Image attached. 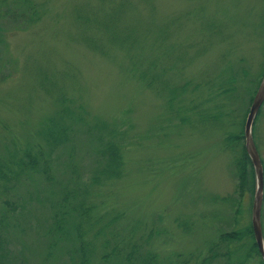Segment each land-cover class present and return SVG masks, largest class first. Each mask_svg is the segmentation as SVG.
Instances as JSON below:
<instances>
[{"label":"rangeland","instance_id":"rangeland-1","mask_svg":"<svg viewBox=\"0 0 264 264\" xmlns=\"http://www.w3.org/2000/svg\"><path fill=\"white\" fill-rule=\"evenodd\" d=\"M110 1L49 0L48 15L34 28L15 35L14 27H8L9 43L3 49L8 51L11 79L0 85V163L2 150L15 152V134L29 133L17 128L16 122L29 118L34 123L52 110L37 82L38 70L44 78L65 80L66 93L83 102L93 116L116 118L127 131L125 175L102 187L96 203L122 212L121 228L127 227L130 240L137 244L146 247L143 243L148 240L159 264H183L192 255L203 256L232 216L225 198L233 193L236 181L223 135L244 130L264 73V0H133L136 10L122 8L118 22H110L104 12ZM85 2L93 9L95 23L77 19ZM152 22L147 41L169 28L163 42L172 43L175 59L187 64L186 78L234 79L235 90L224 100V119L182 124L174 112L166 111L159 96L124 73L128 67L124 50L109 45L102 32L109 33L115 25L144 27ZM85 36L100 42L106 55L85 47ZM253 137L264 168V105L255 119ZM6 183L5 190L0 188V214L11 207L5 201L15 202L14 180ZM114 233L119 241L128 239L119 230ZM14 234L5 236L10 264H15V248L25 251L35 236L19 233L15 243ZM71 254L70 249L55 253L54 264H72ZM104 254L97 247L91 264H106Z\"/></svg>","mask_w":264,"mask_h":264},{"label":"trees","instance_id":"trees-1","mask_svg":"<svg viewBox=\"0 0 264 264\" xmlns=\"http://www.w3.org/2000/svg\"><path fill=\"white\" fill-rule=\"evenodd\" d=\"M134 4L133 0H111L104 12L110 22H118L121 9L136 10ZM48 9L49 0H0L3 23L0 25V85L11 79L8 51L3 49L9 43L8 27H14L15 35L28 31L43 21ZM77 12L80 23H95L93 9L86 2ZM100 12L97 16L104 22ZM153 27L154 22L144 27L115 25L114 30L102 33L109 45L124 50L128 61L124 73H130L139 84L143 83L159 96L166 111L174 112V118L182 124H189L192 119L202 124L224 119L227 116L224 100L235 90L234 79L193 81L186 78L187 64L175 59L172 43L163 42L169 37L166 32L169 28L150 42L147 37ZM84 38L89 39H82L85 47L106 55L100 42L90 36ZM40 71L37 82L52 102V110L34 123L29 118L16 122L17 128H27L29 133L15 134L14 153L2 150L0 188L5 190L6 182L14 180L15 202L5 201L11 207L0 214V264H10L5 236L13 231L15 243L19 233L26 234L27 238L32 232L35 234L25 251L15 248V264H54V254L68 249L74 253L69 256L72 264H91L97 247L105 251L101 259L108 264L112 260L113 264H159L158 253L147 246L148 240L143 243L146 247L137 244L130 240L127 227L121 228L122 212L96 203L102 187L112 186L125 175L128 140L126 129L120 126L123 122L93 116L83 102L66 93L65 80L53 75L44 78ZM223 140L232 154L236 181L233 193L225 198L233 208L232 216L225 225L227 228L220 230L203 256L192 255L183 264L192 260L194 264H251L252 260L264 264L250 221L255 176L244 147L243 130L224 132ZM262 223L264 238V199ZM117 230L128 239L119 241L114 233Z\"/></svg>","mask_w":264,"mask_h":264},{"label":"water","instance_id":"water-1","mask_svg":"<svg viewBox=\"0 0 264 264\" xmlns=\"http://www.w3.org/2000/svg\"><path fill=\"white\" fill-rule=\"evenodd\" d=\"M263 102H264V76L253 97L244 130L245 149L252 162L256 176V185H257L253 200V205H252L251 225L254 233L255 243L264 261V241L262 237V226H261V208H262L263 189H264L263 169L259 154L256 150L252 137V123Z\"/></svg>","mask_w":264,"mask_h":264}]
</instances>
